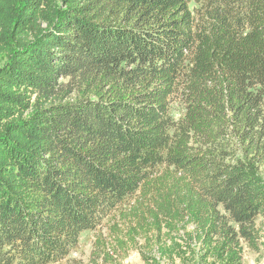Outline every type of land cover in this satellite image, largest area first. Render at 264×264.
I'll use <instances>...</instances> for the list:
<instances>
[{"label": "trees", "instance_id": "1", "mask_svg": "<svg viewBox=\"0 0 264 264\" xmlns=\"http://www.w3.org/2000/svg\"><path fill=\"white\" fill-rule=\"evenodd\" d=\"M262 169L264 0H0V264H241Z\"/></svg>", "mask_w": 264, "mask_h": 264}, {"label": "rangeland", "instance_id": "2", "mask_svg": "<svg viewBox=\"0 0 264 264\" xmlns=\"http://www.w3.org/2000/svg\"><path fill=\"white\" fill-rule=\"evenodd\" d=\"M262 175L264 177V169H262ZM117 221L120 222L121 220L118 218ZM111 224L112 222L108 223V226ZM257 226L260 230L261 238H264V220H259ZM102 234L104 237L102 240H105V243L107 244L102 252L99 250L97 251L96 249V254L93 255L97 236L92 233H86L82 235L78 252L73 253L68 260L64 261L62 264H145L143 261V254H146V256L150 258L160 260L162 264H199L201 255L203 254L201 243H197L195 240L194 242L188 243L196 250L197 256L195 259L189 254H187L185 259L175 258L174 260H171L167 257L162 259L157 248L150 251L144 246L143 242L138 243L137 249L135 247L130 248L129 246L131 245L122 248L119 244L120 236H122L121 234L120 236L109 235L107 230H104ZM184 239H187V236L182 233L177 240L182 247L186 249V242ZM106 254L109 256L107 261L104 260ZM97 255H100L102 258H98ZM241 264H264V245H261L258 252L251 251L247 245H245Z\"/></svg>", "mask_w": 264, "mask_h": 264}]
</instances>
